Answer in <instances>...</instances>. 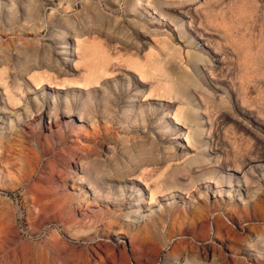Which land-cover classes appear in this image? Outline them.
<instances>
[{
  "label": "rangeland",
  "instance_id": "1",
  "mask_svg": "<svg viewBox=\"0 0 264 264\" xmlns=\"http://www.w3.org/2000/svg\"><path fill=\"white\" fill-rule=\"evenodd\" d=\"M0 264H264V0H0Z\"/></svg>",
  "mask_w": 264,
  "mask_h": 264
},
{
  "label": "bare ground",
  "instance_id": "2",
  "mask_svg": "<svg viewBox=\"0 0 264 264\" xmlns=\"http://www.w3.org/2000/svg\"><path fill=\"white\" fill-rule=\"evenodd\" d=\"M191 55V54H190ZM201 55V54H200ZM193 56V55H192ZM191 56V57H192ZM202 56V55H201ZM201 56H199V54L198 55H196V56H193L194 58H193V60H191L193 63H196V62H199V61H202V63H205L206 65V67H208V66H210L211 65V61L210 60H204ZM196 61V62H195ZM48 83L50 84L49 86L52 88V87H54V85H52L53 84V82H51V81H48ZM57 88H58V86H57ZM39 108V107H38ZM41 109V108H40ZM146 187L147 188H151L150 187V185L148 184V183H146ZM151 190H152V188H151ZM152 194V193H151ZM153 201V200H152ZM121 211V210H120Z\"/></svg>",
  "mask_w": 264,
  "mask_h": 264
}]
</instances>
